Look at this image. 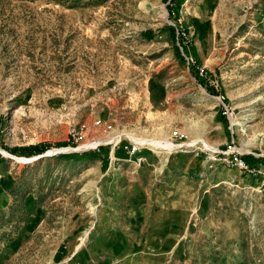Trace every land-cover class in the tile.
<instances>
[{"label": "rangeland", "instance_id": "374dc122", "mask_svg": "<svg viewBox=\"0 0 264 264\" xmlns=\"http://www.w3.org/2000/svg\"><path fill=\"white\" fill-rule=\"evenodd\" d=\"M0 149V264H264V0H0Z\"/></svg>", "mask_w": 264, "mask_h": 264}, {"label": "built area", "instance_id": "2783aa9c", "mask_svg": "<svg viewBox=\"0 0 264 264\" xmlns=\"http://www.w3.org/2000/svg\"><path fill=\"white\" fill-rule=\"evenodd\" d=\"M70 134L73 137V142H78L81 138L80 131L75 127L70 130ZM172 138L174 139H182L183 133L179 130H175L172 133ZM116 145L122 146L123 149L126 151L128 157L125 161L131 162L136 167H142L147 163V158L143 154V151L148 148V145L142 144L140 141L136 139H132L131 137L127 136V141H124L123 136L116 142ZM233 155V156H232ZM243 154H238L236 152H231L229 157V163L232 166L238 167L240 170L248 171L254 175H264V168L262 167H255L254 163L248 162V160L244 157Z\"/></svg>", "mask_w": 264, "mask_h": 264}, {"label": "bare ground", "instance_id": "6f19581e", "mask_svg": "<svg viewBox=\"0 0 264 264\" xmlns=\"http://www.w3.org/2000/svg\"><path fill=\"white\" fill-rule=\"evenodd\" d=\"M119 140V139H118ZM118 140H116V138L113 140V142H111V143H116ZM142 144H145V145H148V146H150V147H153L155 150H157V151H168V150H170V151H173V150H175V149H177L178 147H180V145H175V144H172V143H169V142H167V141H144V140H139ZM100 144H104V143H101V142H98V143H95L94 145H83V146H80L77 150H82V149H88V148H95V147H98V145H100ZM190 145H192V144H190ZM182 146V145H181ZM204 146H205V148H207V149H211L210 148V146L207 144V143H204ZM67 149H69V150H71L72 151V149H74V148H67ZM69 150H52L51 152H48V154L46 155H43V156H50V155H53V154H55V153H57V152H63V151H69ZM0 151H2L1 149H0ZM169 152V151H168ZM2 153L5 155V154H7V153H5V151H2ZM11 155H9V157H10ZM13 156V159H15V160H17V161H19V162H24V163H30V162H34L35 160H37L38 158H39V156H37L36 158H31V159H24V158H16V156H14V155H12Z\"/></svg>", "mask_w": 264, "mask_h": 264}, {"label": "trees", "instance_id": "16d2710c", "mask_svg": "<svg viewBox=\"0 0 264 264\" xmlns=\"http://www.w3.org/2000/svg\"><path fill=\"white\" fill-rule=\"evenodd\" d=\"M13 152H14L15 154H18V155L32 156V155H34V154L40 153L41 151H37V149H36V153H29V154H28V152L26 151L25 148H20V149H15ZM244 157H245V158L248 160V162H250V163H255V162H256V159H254L253 156L245 155ZM78 158H84V157H82V156H78Z\"/></svg>", "mask_w": 264, "mask_h": 264}, {"label": "crops", "instance_id": "0c3cea01", "mask_svg": "<svg viewBox=\"0 0 264 264\" xmlns=\"http://www.w3.org/2000/svg\"><path fill=\"white\" fill-rule=\"evenodd\" d=\"M154 152H155V151H154L152 148H150V147L146 148V149L143 151V154L146 156L147 161H148L149 159L152 158V155H153ZM124 153H125L126 158H127V157H128L127 153H126L125 151H124ZM126 158H124V159H126ZM146 164H147V163H146Z\"/></svg>", "mask_w": 264, "mask_h": 264}, {"label": "water", "instance_id": "95a60500", "mask_svg": "<svg viewBox=\"0 0 264 264\" xmlns=\"http://www.w3.org/2000/svg\"><path fill=\"white\" fill-rule=\"evenodd\" d=\"M1 153H2V151H0ZM3 154V153H2ZM9 155H11L9 158H13V156H12V154H10V153H8ZM4 155V154H3ZM39 156V158H41V157H44L42 154H40V155H38Z\"/></svg>", "mask_w": 264, "mask_h": 264}]
</instances>
